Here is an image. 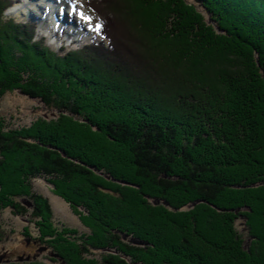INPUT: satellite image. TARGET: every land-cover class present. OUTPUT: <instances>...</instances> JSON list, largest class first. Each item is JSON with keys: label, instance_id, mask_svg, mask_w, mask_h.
Listing matches in <instances>:
<instances>
[{"label": "trees", "instance_id": "trees-1", "mask_svg": "<svg viewBox=\"0 0 264 264\" xmlns=\"http://www.w3.org/2000/svg\"><path fill=\"white\" fill-rule=\"evenodd\" d=\"M95 1L103 40L55 50L0 0V100L50 111H0V211L73 264H264V0Z\"/></svg>", "mask_w": 264, "mask_h": 264}, {"label": "rangeland", "instance_id": "rangeland-1", "mask_svg": "<svg viewBox=\"0 0 264 264\" xmlns=\"http://www.w3.org/2000/svg\"><path fill=\"white\" fill-rule=\"evenodd\" d=\"M15 1L16 3L14 7L7 12L8 16L12 15L18 20H28L33 18L39 23L40 36H45L47 43L55 50H59L61 46L68 49H76L83 47L88 43L94 41L100 42L103 40L102 34L97 32L96 26L101 25V28H103L104 23L107 21L106 18L99 16L97 12L92 10L90 3H93L95 0H78L77 13L71 12L70 8H65L69 3L68 0H63L64 3H59V5L64 4L65 7L63 8V11H61L59 7L56 9L53 6L52 15L47 14L50 13V6L48 5L53 3L52 0ZM56 1L58 2L61 0ZM94 3L98 4V7L103 13L106 12V15L111 18L114 24L118 25L119 28L121 27L119 26V23L115 22V20H118V13L115 12L111 6L109 8L106 2L101 3L95 1ZM28 9H30V11ZM79 12H83L85 16L90 17V22L81 19ZM140 73H142V69ZM0 111L15 125L30 124L38 116L50 114V111L40 100L32 99L20 91L7 93L0 100ZM34 186L38 192L45 194L51 199V203L56 211V220L59 225L75 227L80 231L84 230L78 216L74 214L70 204L54 193V187L50 183L43 179H36L34 181ZM28 219L30 218L17 216L8 209L0 211V258L7 252L11 254V257H16L17 255L15 253L20 252L25 248L24 230L25 228H34V224H31ZM241 222L242 220H240V225ZM241 227L242 226L238 228L245 237L246 231ZM246 245L247 247L249 246V240L247 238ZM49 257L51 258L52 256L48 253H43L31 263L53 264L48 262ZM66 261L67 264H73L69 259H66ZM2 262L3 261H0V263Z\"/></svg>", "mask_w": 264, "mask_h": 264}, {"label": "flooded vegetation", "instance_id": "flooded-vegetation-1", "mask_svg": "<svg viewBox=\"0 0 264 264\" xmlns=\"http://www.w3.org/2000/svg\"><path fill=\"white\" fill-rule=\"evenodd\" d=\"M31 224H33L30 219H28ZM24 237H25V248H23L22 251L15 253L17 256L16 257H11L10 253H6L1 256V261L5 263H11V261H19L22 263H27V262H33L37 258H39L43 253H48L52 257L48 259L49 263L53 264H67L66 259L56 251L54 247L50 245V243L44 242L42 240V237L40 235L39 230L36 228L34 224V228H25L24 230ZM45 251V252H44ZM109 251V250H108ZM107 251V252H108ZM96 254L98 255H89V259L92 257H96L101 259L102 255L105 253V251H95Z\"/></svg>", "mask_w": 264, "mask_h": 264}, {"label": "snow or ice", "instance_id": "snow-or-ice-1", "mask_svg": "<svg viewBox=\"0 0 264 264\" xmlns=\"http://www.w3.org/2000/svg\"><path fill=\"white\" fill-rule=\"evenodd\" d=\"M68 3L70 5L71 12L77 13L78 12V0H68ZM61 11H63V9H61ZM79 16L81 19L90 22V17L85 16L83 12H79ZM100 28H101V25L96 26L97 32H99Z\"/></svg>", "mask_w": 264, "mask_h": 264}, {"label": "bare ground", "instance_id": "bare-ground-1", "mask_svg": "<svg viewBox=\"0 0 264 264\" xmlns=\"http://www.w3.org/2000/svg\"><path fill=\"white\" fill-rule=\"evenodd\" d=\"M46 1H48V0H46ZM52 2H53V3H52L51 5H48V4H47L48 6H50V13H47L48 15H49V14L52 15L53 6H54L56 9H57L58 7H59L60 9H63V8L65 7L64 4H60V5H59V3H64L63 0L58 1V2H57L56 0H55V1L52 0ZM67 6H69V7H67ZM67 6H66L65 8H68V9H69V8H70V5L67 4ZM55 8H54V10H55ZM28 10L30 11V9H28Z\"/></svg>", "mask_w": 264, "mask_h": 264}, {"label": "water", "instance_id": "water-1", "mask_svg": "<svg viewBox=\"0 0 264 264\" xmlns=\"http://www.w3.org/2000/svg\"><path fill=\"white\" fill-rule=\"evenodd\" d=\"M195 1H199V0H195ZM155 202H156V204H159V203H160V201H155ZM199 202H200V201L195 202L194 205H196V204L199 203ZM166 204H167V203H166ZM29 206H31L30 203H29ZM131 240H132V242H133L134 244H136V245H144V244H145V242H143L142 240L136 239V238H132ZM0 261H1V259H0Z\"/></svg>", "mask_w": 264, "mask_h": 264}]
</instances>
